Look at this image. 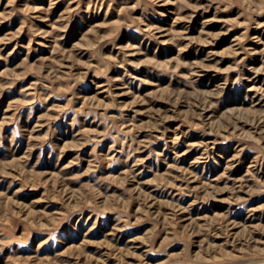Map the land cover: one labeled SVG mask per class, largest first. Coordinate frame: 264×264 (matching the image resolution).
<instances>
[{"label":"rangeland","instance_id":"374dc122","mask_svg":"<svg viewBox=\"0 0 264 264\" xmlns=\"http://www.w3.org/2000/svg\"><path fill=\"white\" fill-rule=\"evenodd\" d=\"M0 264H264V0H0Z\"/></svg>","mask_w":264,"mask_h":264}]
</instances>
